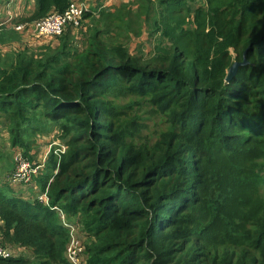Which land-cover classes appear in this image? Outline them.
<instances>
[{
    "label": "trees",
    "instance_id": "obj_1",
    "mask_svg": "<svg viewBox=\"0 0 264 264\" xmlns=\"http://www.w3.org/2000/svg\"><path fill=\"white\" fill-rule=\"evenodd\" d=\"M203 1L99 3L56 44L0 64L12 145L31 159L38 137L58 129L65 147L53 146L33 177L41 191L52 179L49 205L11 188L12 172L0 179V243L32 254L0 264H72L53 207L88 238L84 264H264V203L225 214L236 201L223 169L236 153L264 154V0ZM71 2L35 0L15 23ZM145 32L152 50L133 53ZM31 33L1 26L0 45ZM147 114L163 117L151 137L141 132Z\"/></svg>",
    "mask_w": 264,
    "mask_h": 264
},
{
    "label": "rangeland",
    "instance_id": "obj_2",
    "mask_svg": "<svg viewBox=\"0 0 264 264\" xmlns=\"http://www.w3.org/2000/svg\"><path fill=\"white\" fill-rule=\"evenodd\" d=\"M3 0H0V7ZM86 1V0H85ZM93 9L98 5V2L104 4L109 2L105 7H114L119 6L122 3L131 2L133 0H87ZM199 4L203 3V0H197ZM24 3V2H23ZM188 3H192L193 1H189ZM18 1L12 4V8L19 7L21 5L18 4ZM32 12V11H31ZM2 14V13H1ZM0 14V15H1ZM31 39V38H30ZM23 42L18 43H10L7 45H0V64L5 67H10V65L14 62L17 52L22 47H30V48H38V44H31L29 41V37L23 35ZM151 40L148 39V34L145 32L141 37L134 38L130 44L131 51L133 53H137L139 51V47L141 50L145 52H149L152 50ZM145 123L146 126L142 128V136L143 137H151L156 134L158 130L163 127V117L158 116L156 114H147L145 115ZM58 134V129L53 130L47 136L38 137V144L35 147H32L30 154L33 156L29 159L31 162L38 163L43 160H47V157L50 155V151L53 146H59L61 144L64 147V140L56 137ZM263 136V135H260ZM260 141V140H258ZM260 147L261 144H259ZM65 148V147H64ZM23 152V150L15 147L11 143V138L9 131L6 126L0 124V179L5 182L8 179L9 174L15 168V160L16 153ZM229 154H223L224 157ZM222 159V158H220ZM254 159L259 163V167L255 168L253 166ZM220 162V161H219ZM227 166L224 167V171L226 173V185L227 188L225 190V197H229L231 201H236V204L230 208L225 210V214L232 215L233 212H237L239 209L245 207L247 211L253 210L260 203H264V154H258L255 158V154L252 149H250L246 154L238 155L237 153L231 156V159L226 160ZM221 166V165H220ZM11 188L22 192L24 196L37 197V195L42 192L41 190H36L35 182L32 181L30 183H11L10 179L6 181ZM233 186L237 188L238 193L234 191ZM35 188V189H34ZM223 191H220L219 196L222 197ZM39 199V198H38ZM84 234V233H83ZM84 236V235H83ZM84 245L88 241L86 235L83 238ZM15 253V256H26L28 258H32V254L28 249H19V248H11ZM87 253L84 251L83 260L86 261Z\"/></svg>",
    "mask_w": 264,
    "mask_h": 264
},
{
    "label": "built area",
    "instance_id": "obj_3",
    "mask_svg": "<svg viewBox=\"0 0 264 264\" xmlns=\"http://www.w3.org/2000/svg\"><path fill=\"white\" fill-rule=\"evenodd\" d=\"M15 0H3L0 7V27H13L17 31H32L38 37L57 38L60 36L68 25L78 26L85 12L90 10V6L85 2L72 1L69 7L63 13H51L36 22H20L15 23V20L22 18L23 12L18 8H12ZM61 148H56L61 151ZM30 158L22 152L16 153L15 168L13 169L9 179L11 183H30L34 176H36L40 169L43 168L44 162H31ZM49 180L45 191L37 195L40 201L49 205V197L47 195ZM59 211L60 216L64 222L65 227L69 231V242L66 248V257L72 264H84V244L83 231L74 221H68L63 212L58 207H53ZM15 253L13 250L3 248L0 243V257L8 258Z\"/></svg>",
    "mask_w": 264,
    "mask_h": 264
},
{
    "label": "crops",
    "instance_id": "obj_4",
    "mask_svg": "<svg viewBox=\"0 0 264 264\" xmlns=\"http://www.w3.org/2000/svg\"><path fill=\"white\" fill-rule=\"evenodd\" d=\"M17 1H18V4L21 3V5L18 7L23 12V14L21 16L27 17V16L32 14V12L35 9V0H17ZM72 1L85 2V3H88L89 6L91 7V4L87 0L86 1L85 0H72ZM90 1L92 2V0H90ZM99 3L100 2H98V4ZM108 3L109 2H106V3L102 4V5L104 6V5H107ZM18 4H17V6H18ZM25 36L29 37V41H30L31 44L42 45V44L49 43V42H52V43L56 44V42H57V39H52V38H47V37H38L35 33L26 34ZM23 41L24 40L22 38V40L19 43H21ZM38 191L39 190H37V193H38Z\"/></svg>",
    "mask_w": 264,
    "mask_h": 264
},
{
    "label": "water",
    "instance_id": "obj_5",
    "mask_svg": "<svg viewBox=\"0 0 264 264\" xmlns=\"http://www.w3.org/2000/svg\"><path fill=\"white\" fill-rule=\"evenodd\" d=\"M247 62V61H245ZM242 63L238 62V61H235L231 67L229 68L228 70V73H227V76H226V81L229 82L231 80V78L237 73V70L239 68V66L241 65Z\"/></svg>",
    "mask_w": 264,
    "mask_h": 264
},
{
    "label": "clouds",
    "instance_id": "obj_6",
    "mask_svg": "<svg viewBox=\"0 0 264 264\" xmlns=\"http://www.w3.org/2000/svg\"><path fill=\"white\" fill-rule=\"evenodd\" d=\"M57 145H58V144H57ZM59 146H61V144H60Z\"/></svg>",
    "mask_w": 264,
    "mask_h": 264
}]
</instances>
